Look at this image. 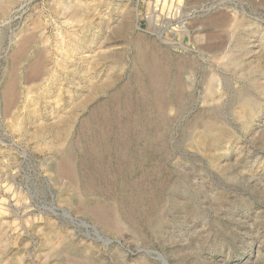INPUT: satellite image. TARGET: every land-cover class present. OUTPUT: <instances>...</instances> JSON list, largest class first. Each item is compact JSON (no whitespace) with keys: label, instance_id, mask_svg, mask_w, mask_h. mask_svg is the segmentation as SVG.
<instances>
[{"label":"rangeland","instance_id":"rangeland-1","mask_svg":"<svg viewBox=\"0 0 264 264\" xmlns=\"http://www.w3.org/2000/svg\"><path fill=\"white\" fill-rule=\"evenodd\" d=\"M0 264H264V0H0Z\"/></svg>","mask_w":264,"mask_h":264},{"label":"bare ground","instance_id":"bare-ground-1","mask_svg":"<svg viewBox=\"0 0 264 264\" xmlns=\"http://www.w3.org/2000/svg\"><path fill=\"white\" fill-rule=\"evenodd\" d=\"M81 39L82 38L78 37V38H75L74 40H72L71 43H69L70 44L69 45L70 50H72V51L77 50L80 47Z\"/></svg>","mask_w":264,"mask_h":264}]
</instances>
